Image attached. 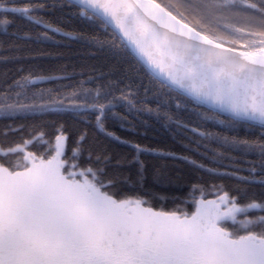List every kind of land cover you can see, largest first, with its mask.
<instances>
[{
    "label": "snow or ice",
    "instance_id": "snow-or-ice-1",
    "mask_svg": "<svg viewBox=\"0 0 264 264\" xmlns=\"http://www.w3.org/2000/svg\"><path fill=\"white\" fill-rule=\"evenodd\" d=\"M0 34L105 53L0 80V264H264V0H0ZM145 116L184 152L113 130Z\"/></svg>",
    "mask_w": 264,
    "mask_h": 264
},
{
    "label": "trees",
    "instance_id": "trees-1",
    "mask_svg": "<svg viewBox=\"0 0 264 264\" xmlns=\"http://www.w3.org/2000/svg\"><path fill=\"white\" fill-rule=\"evenodd\" d=\"M65 27L66 31H72L76 33H87L89 35L95 32V29L91 28L87 24H82L79 21H71L70 24L61 25ZM27 30V29H25ZM11 31V29L9 30ZM42 31V29H41ZM56 39L60 41L59 44L55 43H36L31 40H21L18 43L25 46L24 51L19 55L22 59L16 61H10L8 63L0 62V80L3 79L4 73L8 70V76L14 79L16 75H20L17 71L20 67H23L25 72L31 70L36 74H49L53 69L63 68L68 73H75L74 78L76 80L81 79L79 75L81 71H84L85 75H94L91 71H104L102 65L105 62V53L100 52L95 47H89L78 40H68L63 37L57 36ZM11 40V37H5L0 34V41ZM56 53L62 55H54ZM5 55H15L14 53H6L0 51V57ZM147 79V78H146ZM58 83H67V81H59ZM50 85H37V87H48ZM119 110V109H118ZM145 120H149L147 116L143 117ZM7 123V121L0 120V125ZM148 127L141 126L138 128L139 136H133L131 133L124 131L116 126L113 130L117 134L122 135L126 138H132L134 140L142 141L149 146L157 145H168L171 150L183 153V148L173 141L171 134L160 127L154 120H149ZM192 155L191 153H184ZM193 158L199 159L198 156L193 155ZM206 162V161H205ZM176 168V171L181 172L182 175H192L193 177L197 174L204 175L203 173H195L192 166L187 162L175 160L170 161ZM228 163V161H225ZM246 174V173H245ZM150 182V178H149ZM163 194V190H159ZM168 191L181 194L187 191V187L184 188H171ZM168 207H172L171 203H168Z\"/></svg>",
    "mask_w": 264,
    "mask_h": 264
}]
</instances>
